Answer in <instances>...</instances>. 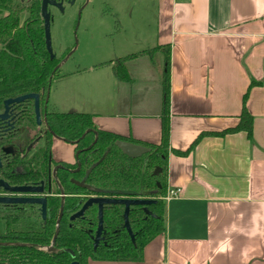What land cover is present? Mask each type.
I'll use <instances>...</instances> for the list:
<instances>
[{"label": "crops", "instance_id": "1", "mask_svg": "<svg viewBox=\"0 0 264 264\" xmlns=\"http://www.w3.org/2000/svg\"><path fill=\"white\" fill-rule=\"evenodd\" d=\"M111 1L117 12L130 1L139 19H130L138 33L118 52L168 46V83L161 51L127 62L128 83L98 67L107 61L95 63L60 80L69 113L158 146L166 87L171 150L235 128L250 83L264 81V0ZM246 105L252 142L245 133L207 135L187 157L168 155L167 189L179 195L164 202L165 232L144 248L142 261L89 264H264V87L252 88Z\"/></svg>", "mask_w": 264, "mask_h": 264}, {"label": "trees", "instance_id": "2", "mask_svg": "<svg viewBox=\"0 0 264 264\" xmlns=\"http://www.w3.org/2000/svg\"><path fill=\"white\" fill-rule=\"evenodd\" d=\"M156 51L164 55V85H167L169 72L168 46H160L153 49L129 55L103 63L98 67H111L115 78L120 82H130V75L126 63L142 56H150ZM60 60L50 59L46 51L43 21L40 15V0L15 2L14 0H0V111L3 102L8 99L35 94L45 98L49 79L54 68ZM57 73V72H56ZM53 75L52 80L55 78ZM63 76L62 78H65ZM254 87H264L263 82L252 81L242 97L239 123L233 129L225 130L216 134H201L191 147L185 152L171 150L169 147V121H168V89L165 87V111L162 119L161 142L158 146L148 145L126 140L119 136L100 131L93 122L92 116L79 113L51 112L47 115V125L53 135L67 141H78L80 147L92 144L95 137L97 140L87 152L86 184L90 187L114 192L110 197L152 200L156 203L147 207L151 216L145 214L143 208L132 207L128 215L129 225L133 232L136 231L135 243L123 228L122 206H109L103 210L104 232L107 233V245L98 247L94 252L90 234H94L97 227V208L91 207L88 212V221L82 225L81 221L74 222L70 228L71 235L60 232L56 244L58 248L69 247L74 252H79L78 259L84 262L86 258L99 261L119 263H140L143 259L144 248L154 239L165 232V204L163 198L167 191L168 155L173 154L180 158L187 157L196 147L199 140L207 135L224 137L229 134L245 133L247 139L252 142L253 117L247 108L249 93ZM32 120L25 118V125H31ZM88 132L83 139L81 136ZM118 141L127 142L149 149V153L138 159H129L116 146ZM84 143V144H83ZM79 147V148H80ZM160 170L157 176L153 173ZM85 172H80L74 178L83 179ZM159 185V186H157ZM75 195L94 194L73 187ZM50 216V215H49ZM54 221L47 219L42 228L37 232V224L25 222L6 223L8 235H12L13 229H28L31 234L24 235L26 243L47 245L52 237ZM66 222H62L64 231L68 228ZM33 228V229H32ZM14 235H17L16 233ZM9 253L10 262L24 260L20 264H54V262L68 263L69 259L64 254L47 256L38 252L23 251L16 248H0V254ZM64 263V264H65Z\"/></svg>", "mask_w": 264, "mask_h": 264}, {"label": "flooded vegetation", "instance_id": "3", "mask_svg": "<svg viewBox=\"0 0 264 264\" xmlns=\"http://www.w3.org/2000/svg\"><path fill=\"white\" fill-rule=\"evenodd\" d=\"M30 1L31 0L26 2L25 0L24 2L29 3ZM55 1L59 2L61 0ZM65 2H68V0H63V4ZM71 51L74 50L72 49ZM54 58L57 59L56 56ZM62 59L63 57L57 60L61 61ZM46 97L47 92L44 99L38 95V118L36 116L35 100L31 99L18 104H10L7 108L6 119L0 120V198L37 200L39 202L44 200L45 202L44 218L42 217V203L0 204V219L4 222V230L0 233V248L22 249L25 252H38L47 256L64 254L69 259L68 263L54 262V264H89L90 261L98 263H119L99 261L89 257L86 258L84 262H80L78 260L81 257L79 252H74V250L69 247L61 249L57 247L56 240L60 232L65 233V235H71L70 228L74 222L81 221L84 226L88 221V212L91 207L83 211L79 218L71 220L75 214L82 210L85 203L91 198L86 195H75L72 188H78L74 182H82L86 177L85 175V177L80 180L74 178L75 175L78 176L80 172L87 173L85 170L87 158L85 157L87 152L93 147L97 138L94 139L92 144H85L80 147L79 140L67 141L53 135L47 125V115L53 111L48 109V102L45 104ZM4 102L0 115L5 112ZM26 117L32 120V124L29 126L25 125ZM86 134L87 133L83 134L80 140L83 139ZM15 188H31L39 191L34 193L9 192L10 189ZM95 207L97 208V206ZM47 219L54 221L52 237L49 243L47 245L26 243L24 240L26 237H24V235L31 234L33 231L38 232L43 224L46 223ZM8 221L15 223L27 221L37 224L38 228H32L33 231L30 230V226L28 229L26 228L19 231L18 229H13L11 230L12 235H8L6 227ZM62 222L68 224V228L65 231L60 228ZM97 227L93 235L90 234V231L86 232L90 235L94 252L98 247H101V245H107V233L104 232L103 226L101 240L97 247L94 248L93 240L96 236ZM125 232L127 233L126 230ZM15 233L17 235H14ZM132 233L135 243V236L137 233L136 231H132ZM22 261L24 260L13 261V263H11L7 251L5 255L2 253L0 254V264H20Z\"/></svg>", "mask_w": 264, "mask_h": 264}, {"label": "rangeland", "instance_id": "4", "mask_svg": "<svg viewBox=\"0 0 264 264\" xmlns=\"http://www.w3.org/2000/svg\"><path fill=\"white\" fill-rule=\"evenodd\" d=\"M14 1L24 2L25 0ZM112 3L111 0H74L73 4L68 2L63 4V13L49 7L52 17L50 27L52 51L57 59L63 57L60 61L63 64L50 84L47 106L49 110L55 109L60 113H69L65 101V87H60L63 76L76 70L84 71L95 63L108 62L113 54L129 55L122 54L125 53L123 51L118 52L117 48L120 44L133 41L138 29L130 25V19L135 24L139 19L133 14L130 1L122 5L120 12L113 8ZM122 27H126L125 32H121ZM72 49L74 51H71ZM113 58L116 59L119 56ZM57 93H61L59 95L61 102L58 107L55 105L57 98L59 99ZM3 230L4 222L0 219V233Z\"/></svg>", "mask_w": 264, "mask_h": 264}, {"label": "water", "instance_id": "5", "mask_svg": "<svg viewBox=\"0 0 264 264\" xmlns=\"http://www.w3.org/2000/svg\"><path fill=\"white\" fill-rule=\"evenodd\" d=\"M69 4H73L74 0H68ZM48 7H54L57 10H59L61 13H63V0L56 2L55 0H40V15L41 19L43 21V30H44V40H45V47L46 51L49 54L50 59H54V54L52 51V46H51V35H50V27L52 23V17L50 12L48 11ZM74 50V49H73ZM63 64V62H60L52 71L51 77L49 79V84H48V89H47V97L45 104H47L49 100V89H50V84H51V79L53 75L59 70L60 66ZM35 100V108H36V116L38 118V95L30 94V95H25L18 97L16 99L12 100H7L4 102L5 106V112L4 114L0 115V120H5L7 117V108L10 104L14 103H22L27 100ZM88 133V132H86ZM97 138V136L95 137ZM115 146L129 159H138L142 157L143 155L149 153V149L130 144L127 142L123 141H118L115 143ZM160 173L159 169H156L155 172L153 173L154 176H157ZM89 174V171L86 173V177L82 182H74V184L78 188H82L87 190L88 192L94 194L95 196L91 197L83 206L82 210H80L77 214H75L71 220H74L76 218H79L83 211H85L88 207L97 206L98 209V227H97V232L96 236L93 240L94 242V248L97 247L98 243L101 240V234H102V229H103V208L105 206H123L124 207V212H123V220H124V225L123 228L127 231L132 243H134V235L131 231L129 221H128V215L130 212V209L132 207H142L145 214L148 216H151V213L147 211V207L154 205L156 202L152 200H143V199H128V198H111L110 196L114 194V192L111 191H105V190H100L96 189L93 187L88 186L85 184V180L87 178V175ZM159 186V185H157ZM39 190L31 189V188H15V189H10L9 192L11 193H34L38 192ZM20 203H28V204H40L42 203L43 209H42V217H45V210H44V200L42 202H39L37 200H18V199H5V198H0V204H20ZM77 264V263H73Z\"/></svg>", "mask_w": 264, "mask_h": 264}, {"label": "built area", "instance_id": "6", "mask_svg": "<svg viewBox=\"0 0 264 264\" xmlns=\"http://www.w3.org/2000/svg\"><path fill=\"white\" fill-rule=\"evenodd\" d=\"M179 195V190L178 189H167L166 194L163 198L164 202H169L173 199H176Z\"/></svg>", "mask_w": 264, "mask_h": 264}]
</instances>
